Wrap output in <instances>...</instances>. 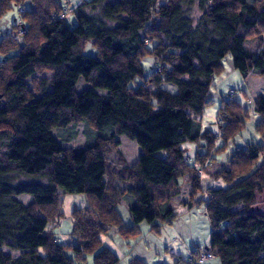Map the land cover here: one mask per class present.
Here are the masks:
<instances>
[{
	"label": "trees",
	"instance_id": "trees-1",
	"mask_svg": "<svg viewBox=\"0 0 264 264\" xmlns=\"http://www.w3.org/2000/svg\"><path fill=\"white\" fill-rule=\"evenodd\" d=\"M187 1L81 0L70 10L61 0H0V21L15 4L23 20L13 25L15 38H0V264H85L88 256L117 264L101 237L114 227L126 237L144 222L170 223L184 183L193 195L207 192L211 237L177 264H204L206 251L219 264H264V213L255 209L264 192V95L254 106L262 143L236 147L225 166L215 155L246 130L250 111L232 97L219 109L216 132L200 120L226 58L243 78L264 77V0H195L196 18ZM88 45L97 56L85 54ZM80 79L86 88L73 112L84 142L64 147L80 135L63 106ZM121 137L141 151L111 168L104 149ZM186 144L196 145L193 158ZM202 173L225 185L203 190ZM12 174L31 180L14 184ZM65 185L92 204L73 211L74 243L61 244L48 227L63 217Z\"/></svg>",
	"mask_w": 264,
	"mask_h": 264
},
{
	"label": "rangeland",
	"instance_id": "rangeland-1",
	"mask_svg": "<svg viewBox=\"0 0 264 264\" xmlns=\"http://www.w3.org/2000/svg\"><path fill=\"white\" fill-rule=\"evenodd\" d=\"M61 1L70 10H73L81 2V0ZM184 9L193 18L200 15L195 0H188L184 5ZM68 21L71 25L76 24L77 13H70ZM22 22L23 20L15 4L13 10L0 21V28H2L3 32L1 33L0 31V38L3 36L15 38L19 31V26L13 29V25L21 24ZM85 54L95 57L97 56V49L92 45H88L85 49ZM144 63L147 73H151L150 60H146ZM46 75L50 77V75ZM85 88L86 82L84 79H80L75 92L68 94L66 100L63 102V106L70 111L72 121L78 126L80 132L76 141L66 144L60 140L58 130L55 129L54 134L64 147H79L83 145L84 137L82 130L84 125L82 120L73 112V109L76 106L77 94ZM232 92H236V94L231 96ZM258 95H264V77L250 76L245 79L233 67L231 57L226 58L224 60V70L219 75H216L211 88L210 99L213 101V104L206 107L200 120L204 128L216 132L218 130L217 117L219 109L224 102L232 97L242 103L246 110L250 111V118L247 120L246 130L236 139V144L230 143V146L225 151L215 155L216 162L219 164L218 167L225 166L236 147H245L251 142L262 143L260 135L256 132V125L261 121V118L254 111L255 98ZM120 142L119 146L110 143L104 149L111 168L116 167L121 162V159L133 163L139 157L141 148L136 142L129 140L127 137H121ZM186 147H188V155L193 158L196 152V145L186 144ZM191 163H193L192 160ZM202 175L203 190L209 187L219 188L225 185L222 180H211L206 173H202ZM109 176L113 181L116 180V176L113 174L110 173ZM9 179L14 184L31 180L17 174H12ZM114 183L115 187H119L118 191L125 186L123 181H120L118 185H116L117 182ZM59 191L62 194V212L64 214L60 220L50 224L48 228L52 229L54 227L61 244L74 243L71 238L73 211L76 208L90 206L92 199L85 194L71 192L67 185L60 187ZM30 198L27 194L19 196V199L25 203ZM206 199L207 192L201 190L196 195H193L191 194L189 185L184 183L181 194L173 203L176 215L170 223L161 224L159 221H156L155 224H160V226L152 227L150 224L144 222L136 227V233H129L126 237L119 232L118 228H111L108 234L101 237L102 246L110 248L116 254L117 264H133L137 260L145 264H177V260L180 258L187 260L194 250L210 245L211 222L205 202ZM119 206L124 219V225L131 227L133 220L127 211L126 202L121 201ZM255 209L264 213V192L258 196ZM85 264H93V256H88ZM204 264L219 263L217 260L208 259Z\"/></svg>",
	"mask_w": 264,
	"mask_h": 264
},
{
	"label": "built area",
	"instance_id": "built-area-1",
	"mask_svg": "<svg viewBox=\"0 0 264 264\" xmlns=\"http://www.w3.org/2000/svg\"><path fill=\"white\" fill-rule=\"evenodd\" d=\"M208 259H214V260H217V257L216 255L211 252V251H206V252H203L200 257H199V262H205L207 261Z\"/></svg>",
	"mask_w": 264,
	"mask_h": 264
}]
</instances>
